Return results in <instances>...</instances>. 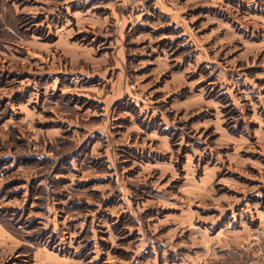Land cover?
Listing matches in <instances>:
<instances>
[{
    "label": "rangeland",
    "instance_id": "1",
    "mask_svg": "<svg viewBox=\"0 0 264 264\" xmlns=\"http://www.w3.org/2000/svg\"><path fill=\"white\" fill-rule=\"evenodd\" d=\"M0 264H264V0H0Z\"/></svg>",
    "mask_w": 264,
    "mask_h": 264
}]
</instances>
